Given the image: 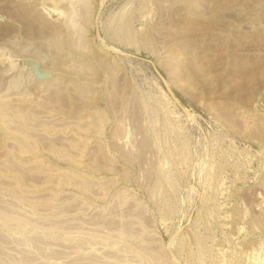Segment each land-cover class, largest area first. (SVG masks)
<instances>
[{
  "label": "rangeland",
  "instance_id": "obj_1",
  "mask_svg": "<svg viewBox=\"0 0 264 264\" xmlns=\"http://www.w3.org/2000/svg\"><path fill=\"white\" fill-rule=\"evenodd\" d=\"M0 264H264V0H0Z\"/></svg>",
  "mask_w": 264,
  "mask_h": 264
},
{
  "label": "water",
  "instance_id": "obj_2",
  "mask_svg": "<svg viewBox=\"0 0 264 264\" xmlns=\"http://www.w3.org/2000/svg\"><path fill=\"white\" fill-rule=\"evenodd\" d=\"M145 61L147 63H149L153 70L155 75L157 76V78L159 79V81L163 84L166 93L168 95V97L170 98L171 102L174 104V106L187 118H191V113H189V111L186 109V107L180 102V100L177 98V96L174 94V92H172L168 87H167V83L165 80V77L163 76V74L155 67L154 63H152L151 61H147V60H142Z\"/></svg>",
  "mask_w": 264,
  "mask_h": 264
}]
</instances>
